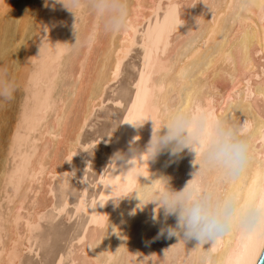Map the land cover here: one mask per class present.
<instances>
[{
	"label": "bare ground",
	"instance_id": "1",
	"mask_svg": "<svg viewBox=\"0 0 264 264\" xmlns=\"http://www.w3.org/2000/svg\"><path fill=\"white\" fill-rule=\"evenodd\" d=\"M137 46L133 102L104 142L110 170L87 207L75 198L87 217L64 258L257 263L264 0H0V264H19L70 204H55L54 181L68 190L83 131Z\"/></svg>",
	"mask_w": 264,
	"mask_h": 264
},
{
	"label": "rangeland",
	"instance_id": "2",
	"mask_svg": "<svg viewBox=\"0 0 264 264\" xmlns=\"http://www.w3.org/2000/svg\"><path fill=\"white\" fill-rule=\"evenodd\" d=\"M137 48V49H136ZM136 49V50H135ZM134 50V51H133ZM130 53V56L127 57L125 62L123 63L120 75L116 82L112 83L105 91L102 106L97 107L92 114V119L88 121L86 125L85 130L83 131L80 146L76 150L75 158H73V161L71 163V173H69L66 178L68 179L66 182L67 189L60 188L61 187V180L59 178H56L53 185V197L55 204H59L61 201V198L64 194H67L68 199H70V204L66 207L64 211H62L56 218H52L49 220L52 223H49L46 219L49 217L51 218V212L48 211L46 213V216L43 220H46V222H42L40 224V227L38 230H36L33 234L32 240H31V250L30 252L25 253L22 257L19 264H70L69 260L66 257V253L69 249L70 244L72 243V240L75 236L79 234L80 226L84 224L86 220V214L84 212H80L77 214H74L75 211V204H73L75 198L80 196L79 194H84L85 196V204L86 207L93 201V199L98 195V189L101 190V185H96L97 177L106 175L110 170V163H108L107 156V150L108 145L104 143L105 141H108L111 139V135L115 128H117L121 123L120 121L124 118L125 114L128 110L130 105L129 102H133V97L135 95V88L133 86V83L135 80L139 82V77L141 75V63H140V48L135 47ZM135 52V53H134ZM132 54V55H131ZM134 54V55H133ZM133 58V59H132ZM136 58V59H135ZM129 59V60H128ZM139 60V61H138ZM131 63H130V62ZM129 62V64H128ZM135 62V63H134ZM130 66L129 70L128 67ZM132 66V67H131ZM124 68V69H123ZM131 68V69H130ZM134 70V73H133ZM137 71V72H136ZM128 72V73H125ZM132 73V74H131ZM128 74V75H127ZM130 75V77H129ZM133 75V76H132ZM123 76V77H122ZM129 79H127V78ZM136 77V78H135ZM122 78V79H121ZM122 80V81H121ZM121 81V82H120ZM124 84V85H123ZM116 85V86H114ZM130 87V88H129ZM127 88V89H126ZM108 90V91H107ZM110 90V91H109ZM125 90V91H124ZM107 92V93H106ZM112 96H111V95ZM107 95V96H106ZM131 95V96H129ZM109 96V97H108ZM130 97V98H129ZM126 98V99H125ZM125 99V100H124ZM128 99V100H127ZM106 101V102H105ZM123 101V102H122ZM116 102V103H115ZM120 102V103H119ZM126 102H128L126 104ZM112 105H111V104ZM107 104V105H106ZM106 106V107H105ZM129 106V107H128ZM108 107V108H107ZM103 108V109H102ZM109 109V110H108ZM108 112H105L107 111ZM121 110V111H120ZM117 112V113H116ZM122 112V113H121ZM103 114V115H102ZM110 114V116L108 115ZM118 114V116L116 115ZM115 116V118H110L112 116ZM97 117H100L102 119H98ZM109 119V120H108ZM121 119V120H120ZM112 120V121H111ZM117 120V122H115ZM119 120V121H118ZM107 121V122H106ZM123 121V120H122ZM121 121V122H122ZM106 124H105V123ZM114 122V123H113ZM91 123V124H90ZM104 123V124H103ZM120 123V124H118ZM95 127H94V125ZM109 124V125H108ZM116 126V127H115ZM104 127V128H103ZM106 130V131H105ZM109 130V131H108ZM109 133V134H108ZM106 136H105V135ZM108 134V136H107ZM4 136H6V131L3 133ZM103 135V138H102ZM110 136V137H109ZM107 137V138H106ZM84 138V139H83ZM90 140V141H89ZM96 142V143H95ZM102 142V143H101ZM89 143V144H88ZM92 143V144H90ZM98 143V144H97ZM104 143V144H103ZM88 144V146H87ZM106 144V145H105ZM86 145V146H85ZM93 146V147H92ZM99 146V147H98ZM103 146V148H101ZM86 147V148H85ZM84 148V149H82ZM92 151L95 150V151ZM99 151V152H98ZM98 152V153H95ZM78 154V155H77ZM98 154V155H97ZM101 154V156H99ZM92 156L89 158V156ZM96 155V156H95ZM105 155V156H104ZM78 156V157H76ZM105 157V158H104ZM79 158V160H78ZM104 158V159H103ZM91 159V160H90ZM93 159V160H92ZM95 159V160H94ZM97 159L99 161H97ZM103 159V160H102ZM75 160V161H74ZM80 161V162H79ZM97 161V162H96ZM101 161V162H100ZM96 162V163H95ZM100 162V163H99ZM86 163V164H85ZM109 165V166H108ZM88 166V167H87ZM108 166V167H107ZM85 167V168H84ZM101 167V168H100ZM107 169H105V168ZM83 168V169H82ZM78 169V170H77ZM89 171H88V170ZM94 169V170H92ZM106 171H105V170ZM92 170V171H91ZM104 170V171H102ZM96 171V172H94ZM89 172V173H88ZM103 172V173H102ZM105 172V173H104ZM102 173V175H100ZM94 174V175H93ZM71 176V177H70ZM84 177L85 184L84 186H81L80 179ZM90 178H86V177ZM81 177V178H80ZM73 179V180H72ZM93 179V181H92ZM77 180V181H74ZM57 181V182H56ZM91 181V182H90ZM75 182V183H73ZM56 183V184H55ZM59 183V185H58ZM79 183V184H78ZM88 183V184H87ZM92 183V184H91ZM72 184H76L78 191L76 192V185L73 187ZM71 186V187H70ZM90 186V187H89ZM93 186V187H92ZM99 187V188H98ZM75 188V190H74ZM97 188V189H96ZM81 189V190H80ZM60 191V192H59ZM96 191V192H95ZM96 194H95V193ZM61 193V194H59ZM62 193H64L62 195ZM77 193V194H75ZM94 193V195H93ZM72 194V195H71ZM62 195V196H61ZM61 196V197H60ZM87 197V200H86ZM60 198V200H59ZM74 209H71L72 207ZM72 210V211H71ZM68 211V212H67ZM70 211V212H69ZM53 212V211H52ZM55 213V212H54ZM82 213V214H81ZM63 214V215H62ZM50 215V216H49ZM66 217H65V216ZM79 215V216H77ZM49 216V217H48ZM77 216V217H76ZM83 216V217H82ZM68 217V218H67ZM76 219L74 220V218ZM49 218V219H50ZM63 218V219H62ZM80 219V220H79ZM65 220V221H64ZM64 221V222H63ZM69 222V223H68ZM74 222V223H73ZM43 223V224H42ZM68 223V224H67ZM51 224V225H50ZM74 225V226H73ZM72 230V235L71 234ZM60 230V231H58ZM47 232V233H46ZM53 233V234H52ZM62 237H61V235ZM65 234V236H64ZM37 235V238H36ZM47 235V236H46ZM53 235V236H52ZM70 238H69V236ZM50 236V237H49ZM73 236V237H71ZM48 237V238H47ZM54 237V238H53ZM35 238V239H34ZM56 238V239H55ZM61 238V239H60ZM63 238V239H62ZM69 238V239H68ZM38 239V240H37ZM47 239L48 244H47ZM37 240V241H36ZM58 240V241H57ZM39 241V243H38ZM35 242V243H34ZM37 242V244H36ZM60 242V243H59ZM42 245H41V244ZM58 243V244H57ZM62 243V244H61ZM45 244V245H44ZM39 245V246H38ZM50 247H48V246ZM61 245V246H60ZM53 246V248H52ZM40 247V248H39ZM48 247V248H47ZM63 248V249H62ZM41 249V250H40ZM62 249V250H61ZM47 250V251H46ZM54 251V252H53ZM60 251V252H59ZM33 252V253H32ZM58 253V254H57ZM33 254V255H32ZM33 256V257H32ZM38 258V259H37ZM38 260L37 262L35 261ZM40 259V260H39ZM63 259V260H62ZM33 260V261H32ZM64 261V262H63ZM57 262V263H56Z\"/></svg>",
	"mask_w": 264,
	"mask_h": 264
},
{
	"label": "water",
	"instance_id": "3",
	"mask_svg": "<svg viewBox=\"0 0 264 264\" xmlns=\"http://www.w3.org/2000/svg\"><path fill=\"white\" fill-rule=\"evenodd\" d=\"M256 264H264V245Z\"/></svg>",
	"mask_w": 264,
	"mask_h": 264
}]
</instances>
